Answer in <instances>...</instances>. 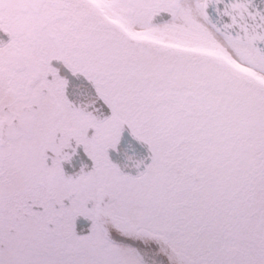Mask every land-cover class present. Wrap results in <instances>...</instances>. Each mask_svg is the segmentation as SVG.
Listing matches in <instances>:
<instances>
[{
    "label": "snow or ice",
    "instance_id": "6c2138e0",
    "mask_svg": "<svg viewBox=\"0 0 264 264\" xmlns=\"http://www.w3.org/2000/svg\"><path fill=\"white\" fill-rule=\"evenodd\" d=\"M0 264H264V0H0Z\"/></svg>",
    "mask_w": 264,
    "mask_h": 264
}]
</instances>
